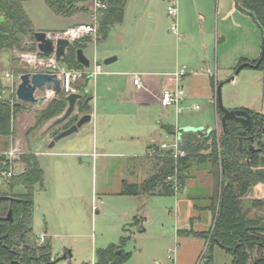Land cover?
<instances>
[{
    "label": "rangeland",
    "instance_id": "374dc122",
    "mask_svg": "<svg viewBox=\"0 0 264 264\" xmlns=\"http://www.w3.org/2000/svg\"><path fill=\"white\" fill-rule=\"evenodd\" d=\"M147 5L158 13H165L169 18L167 0H127L124 17L131 19L141 14ZM182 5L183 0H178V20ZM80 6L83 13L67 17L56 14L45 0L24 2L35 30L45 32L62 31L77 23L91 22L90 15L85 12L89 10V5L82 1ZM169 19L171 25L172 19ZM254 21L259 27L257 21ZM103 41L90 44L84 53L92 62L96 55L103 68L107 69L109 66L104 64L105 58L101 56L105 48ZM35 53L37 50L0 52V76L6 89L3 93L10 95L14 102H18L16 90L21 74L46 71L41 66L28 63L27 55ZM192 54L189 48L184 49L182 46L179 58L188 59ZM174 57L175 60L178 58L176 48ZM61 66L68 69L66 63H61ZM87 70H93V63ZM6 73H11L12 78H6ZM221 77L217 79H220L219 83L224 82L221 92L227 108L243 106L264 113V70L246 67L235 74L232 81H227L231 76ZM182 84L186 97L179 105L147 111L151 124H155L153 129L137 126L139 119L131 116V113L136 112L133 105H116L129 115L114 118L113 135L126 129L125 136L129 142H125V137H117L113 139L114 144L106 149V153L97 146L93 147L90 135L84 136L80 132L64 137L52 148L49 147V135L52 137L61 128H49L58 115L39 122L38 110L59 95L49 98L40 107L21 103L14 118L15 133L9 139V148L5 145L7 139H1L0 150L7 149V152L18 143L23 153L31 151L38 155L45 172L43 183L36 185L32 233L36 241L42 233L48 236L52 243L53 259L63 255L65 250H71L73 257L69 260L72 264H93L96 249L114 243L131 252L123 264H233V253L218 244L214 245L209 262L208 240L196 232L209 230L214 223L213 212L208 206L218 189L216 164H195L186 178L184 189L175 194L147 197L120 194L123 179L139 182L142 179L140 176H144L143 179L148 177L146 169H142V157L135 156L146 152L147 139L159 141L160 144L165 142L168 150L174 149L176 133L168 132L166 126L170 125L176 130L184 127L218 128L217 92H211L209 98L203 84H195L192 77L182 80ZM90 85L93 87V81ZM43 93L45 89L37 91L39 96ZM217 131L221 133L222 128ZM159 143H155V146H160ZM80 145H85L87 149L90 147V151L96 149L102 155L91 157L90 164L80 163V154H74ZM21 155L13 160L16 174L26 170ZM0 190H7V186L0 184ZM23 191L24 187L19 185L14 189V192ZM263 197L264 184L252 186L244 196L245 205L249 206L254 198ZM192 219L193 230L178 232V229L189 227ZM67 262L63 260L58 264Z\"/></svg>",
    "mask_w": 264,
    "mask_h": 264
},
{
    "label": "trees",
    "instance_id": "16d2710c",
    "mask_svg": "<svg viewBox=\"0 0 264 264\" xmlns=\"http://www.w3.org/2000/svg\"><path fill=\"white\" fill-rule=\"evenodd\" d=\"M25 1L0 0V18L4 17L3 21L0 20V52L37 50L34 35L36 30L24 7ZM45 1L56 14L70 17L83 9L80 3L85 0ZM108 3V8L100 11L96 41L105 39L110 27L123 20L126 0H108ZM236 3L239 8L254 17L264 38V0H236ZM90 41L91 36L73 41L60 61L66 63L68 68L86 69L77 59V50L84 48V44ZM259 58L250 62L256 63ZM243 62H246V59H242L233 68L234 72ZM258 68L264 70V61ZM89 77L88 73L84 75L83 83L78 85L79 90L86 86ZM219 84H216V92ZM4 89L0 76V92ZM90 97L86 92L78 101L81 112L91 111L90 104L85 103ZM67 103V96L64 93L59 94L38 110V121L45 122L61 115ZM21 105L0 98V143L1 139H7V148L9 139L15 133L13 122ZM243 108L253 117L254 124L250 131H246L236 120H229L227 131L222 130L221 133H218L216 128L205 136L192 130L183 131L180 134V150L184 152L183 155L176 157L174 152L154 145L152 155L146 154L154 161L153 174L141 182L122 180L120 194L171 195L176 191L173 183L168 180L169 176L176 177L183 188L195 164H216L218 189L208 206L213 212L214 223L209 230L196 231L199 236L208 240L209 262L212 259L211 251L214 245L218 244L233 253V264H264V197L252 199L249 206H246L244 201L250 187L264 184V113ZM217 111L220 119L222 112L219 107ZM75 121L76 117H72L64 125L54 127L61 128L53 136ZM168 131L178 134V131L171 127ZM251 144H255V151L251 150ZM5 150L7 149L0 150V172L10 168V160ZM21 160L26 164V170L0 183L7 186V190H0V195L15 198L12 202L9 198L0 199V217H5L11 208L13 210L12 221L0 219V236L7 234L0 243V264H50L54 260L50 239L47 236L45 242L38 243L32 233L35 190L36 185H41L44 181V169L34 152L26 151L21 155ZM18 185L24 187L23 192H14ZM193 220L189 226H192ZM178 232L181 233L182 230ZM67 253L70 254V251ZM130 255L131 252L125 251L122 245L112 243L96 249L94 264H123ZM66 264L72 263L68 259Z\"/></svg>",
    "mask_w": 264,
    "mask_h": 264
},
{
    "label": "crops",
    "instance_id": "0c3cea01",
    "mask_svg": "<svg viewBox=\"0 0 264 264\" xmlns=\"http://www.w3.org/2000/svg\"><path fill=\"white\" fill-rule=\"evenodd\" d=\"M83 12L79 11L75 16ZM85 12L89 14L88 10ZM169 21L165 13H158L150 8V5H147L141 14L131 19L125 16L123 21L110 27L103 41L105 48L101 56L104 58L117 56V60L109 64L107 69L103 68L102 73L97 75H92V71H88L87 68L77 69L83 71L84 75L88 73L90 76L87 79L86 88L92 98L89 104L93 118L80 130V133L84 136H91L94 148L97 146L106 153V149L114 144L113 139L117 137H125V142H129L125 136L127 135L126 129L117 133L118 135H113L114 118L124 114L129 115L119 108L123 105L131 104L136 108V112L131 113V116L136 117V120L139 119L137 126L143 128L147 126L153 129L155 124H151L147 111L163 108L160 103L161 92L166 87L175 84L170 74L177 70L186 71L183 80L192 77L195 84L202 83L207 96L211 98V92H216V84L220 81L218 77L232 76L233 68L242 59L253 61L258 59L262 53V30H259L250 14L237 6L236 0H183L178 20L179 35L171 31ZM94 42L96 43L93 40L86 42L83 50L89 48ZM182 46L193 52L191 58L184 60L179 58ZM175 48L178 55L176 60ZM134 72L142 74L145 89H136L132 76ZM84 75L76 81L75 86L83 83ZM92 81L93 87L90 85ZM170 127L174 129L170 125L165 128L168 131ZM217 129H219V116ZM142 136L147 137V135ZM51 138L53 135L52 137L49 135V143ZM149 141L151 139H147L146 152L135 155L142 157V169H146L148 177L152 175V170L154 172L155 168L153 167L154 161L146 154L154 148L155 143H159V141ZM78 148L74 154H80L79 156L96 158L102 155L96 149L90 151V147L87 149L85 145H80ZM48 155H51V152H48ZM79 162L90 164L91 161L82 162L79 159ZM140 177L141 181L145 180L144 176ZM140 196L145 197L146 195ZM190 229L193 230V227L178 230L187 233ZM141 230L144 229L141 228ZM69 251L71 252V250H65L64 253ZM68 256V259L73 257L70 254Z\"/></svg>",
    "mask_w": 264,
    "mask_h": 264
},
{
    "label": "water",
    "instance_id": "95a60500",
    "mask_svg": "<svg viewBox=\"0 0 264 264\" xmlns=\"http://www.w3.org/2000/svg\"><path fill=\"white\" fill-rule=\"evenodd\" d=\"M0 20H4V17H1ZM55 33H52L50 36L48 32L45 31H36L35 32V42L37 44V52L40 55L44 56H51L52 54H56L58 59H61L67 54L69 47L72 45V42L67 38H59L57 41L52 37ZM77 59L78 61L83 64L86 68L91 66V60L85 55L83 48H79L77 50ZM117 60V56H110L105 58L104 64L109 65L112 62ZM264 61V38H263V49L259 60L256 63H251L250 61L243 62L238 66L235 70L234 74L227 79V81H232L235 78V74L240 72L245 67H252L258 68L260 64ZM20 83L18 84L16 95L18 99V103H28L35 107H40L46 102V98L44 96L38 97L36 96L37 89H47L56 92L57 94L63 93V88L61 84V79L55 72H26L21 74L20 76ZM224 83V82H223ZM223 83H220L217 89V105L222 112V116L219 119V128L222 130L227 131L228 121L229 120H236L240 122L246 130L250 131L253 128V117L249 113L247 109L244 108H227L223 103L222 92L221 88ZM87 84V83H86ZM87 92L86 86H83L79 92H73L67 96V107L63 111L61 115L56 117L50 124V128L58 127L64 125L70 118L76 117V121L72 123L70 126L60 130L57 134L53 136L50 140L49 147L52 148L59 140L74 133L80 132V130L88 123L92 121L93 115L91 111L81 112L77 103L80 99H82L84 93ZM92 98H87L85 103L86 105ZM196 131L200 135L205 136L209 134L212 129H202V128H191V127H184L180 128L177 134L178 137V144L180 146V134L183 131ZM251 150L255 151L256 148L251 146ZM172 151V149L170 150ZM80 160L82 162H90V156H81ZM2 198H9L11 202L15 199L11 196H1ZM0 219L5 220H13V210L12 208L9 210L8 214L5 217H0ZM144 229V228H142ZM7 237V234L0 236V243ZM70 255L71 252H70ZM68 254L64 253L63 255L57 257L56 259L52 260L50 264H57L63 260L68 259ZM18 264H22L18 262Z\"/></svg>",
    "mask_w": 264,
    "mask_h": 264
},
{
    "label": "built area",
    "instance_id": "2783aa9c",
    "mask_svg": "<svg viewBox=\"0 0 264 264\" xmlns=\"http://www.w3.org/2000/svg\"><path fill=\"white\" fill-rule=\"evenodd\" d=\"M167 15L169 18L172 19L171 22V31L175 33L176 35H179V22H178V0H167ZM85 2L89 5V15L91 17L90 23H81L77 24L73 27H69L66 30L58 31V32H48V35L50 36L52 33H55L52 37L57 41L59 38H67L71 42L75 40L82 39L87 36H91L93 41H96L98 38V31H99V15L100 11L108 8V0H85ZM29 57L28 63H34L36 66H41L44 68V72H55L58 74V76L61 79V84L63 88V93L68 96L69 94L73 92H79L78 86H75L76 81L83 75V71H79L77 69L71 68V69H64L61 66V61L56 57V54H52L51 56H44L40 55L38 52L35 54H29L27 55ZM93 70L92 75H97L99 73H102L103 71V65L99 61V59L96 57L93 59ZM186 74V71L184 69L177 70L173 74H170V78L174 81L173 86L166 87L162 92L160 96V103L163 107H168L172 105H179L186 97V91L183 87L182 80L184 75ZM133 76V83L138 90H143L146 88L145 83L142 78V74L139 72L132 73ZM6 78H12L11 73H6ZM6 89L0 92V98L8 99L11 103H14V100L11 99L10 95H4L3 92H5ZM36 90V96L42 97L44 96L46 98V101L49 98H52L55 95H59L56 92L52 90L45 89V93H43L41 96L37 95ZM179 110V109H178ZM160 148L163 150H168V144L165 142H162L160 144ZM154 150H150L149 154L152 155ZM172 152H174V155L177 157L178 155H183L184 152L180 150V146L178 144V137L176 135V145L174 149H172ZM8 156V159L10 160V168L7 170H4L0 172V183L5 182L12 178L16 173L13 169V160L17 159L23 152L20 149V146L18 143L12 147L9 151L5 152ZM168 180L173 183L175 191L182 190L183 188L178 183V180L176 177H168ZM47 238V235L45 233H42L38 236L37 241L39 243L45 242ZM177 264V263H176Z\"/></svg>",
    "mask_w": 264,
    "mask_h": 264
},
{
    "label": "flooded vegetation",
    "instance_id": "af4514ba",
    "mask_svg": "<svg viewBox=\"0 0 264 264\" xmlns=\"http://www.w3.org/2000/svg\"><path fill=\"white\" fill-rule=\"evenodd\" d=\"M242 125V124H241ZM243 126V125H242ZM244 129H245V127H244ZM246 130V129H245ZM246 131H248V130H246ZM251 139H252V137H251ZM250 139V140H251ZM251 146H254L255 148H256V146H255V144H251ZM39 243V242H38Z\"/></svg>",
    "mask_w": 264,
    "mask_h": 264
}]
</instances>
